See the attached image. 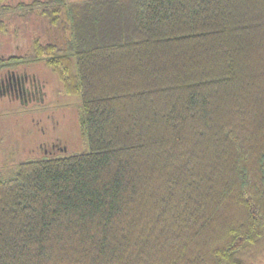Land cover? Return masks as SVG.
<instances>
[{"label": "trees", "instance_id": "16d2710c", "mask_svg": "<svg viewBox=\"0 0 264 264\" xmlns=\"http://www.w3.org/2000/svg\"><path fill=\"white\" fill-rule=\"evenodd\" d=\"M14 39L88 148L0 167V264L264 259V0H0Z\"/></svg>", "mask_w": 264, "mask_h": 264}, {"label": "rangeland", "instance_id": "374dc122", "mask_svg": "<svg viewBox=\"0 0 264 264\" xmlns=\"http://www.w3.org/2000/svg\"><path fill=\"white\" fill-rule=\"evenodd\" d=\"M22 43V39L6 44L0 40V46L7 45L8 48L7 51L2 49L1 53H15L13 45L19 46L17 52L22 51ZM33 72L41 80L43 93L40 100L21 104L19 100L5 99L0 107L2 168L14 165L12 161L42 156V147L51 146L56 141L66 145L68 152L88 148L78 123L79 100L63 92L58 77L51 70L38 65ZM259 264H264V259Z\"/></svg>", "mask_w": 264, "mask_h": 264}, {"label": "flooded vegetation", "instance_id": "af4514ba", "mask_svg": "<svg viewBox=\"0 0 264 264\" xmlns=\"http://www.w3.org/2000/svg\"><path fill=\"white\" fill-rule=\"evenodd\" d=\"M35 72H30L26 67L6 68L0 71V107L3 100L13 102L19 100L21 104L36 102L42 97L43 90ZM43 155L52 156L67 153L68 147L56 141L51 146H43ZM32 151V150H31ZM42 155V156H43Z\"/></svg>", "mask_w": 264, "mask_h": 264}]
</instances>
